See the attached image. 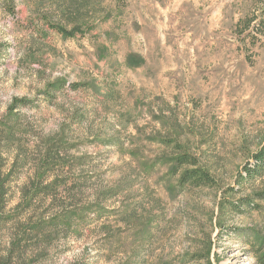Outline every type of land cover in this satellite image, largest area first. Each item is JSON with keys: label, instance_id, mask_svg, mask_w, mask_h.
I'll list each match as a JSON object with an SVG mask.
<instances>
[{"label": "rangeland", "instance_id": "obj_1", "mask_svg": "<svg viewBox=\"0 0 264 264\" xmlns=\"http://www.w3.org/2000/svg\"><path fill=\"white\" fill-rule=\"evenodd\" d=\"M220 1L166 3L176 21ZM132 3L0 0V258L13 237L25 264H260L264 36L237 28L264 1L224 0L245 59L167 89L127 79ZM181 154L213 183L183 182Z\"/></svg>", "mask_w": 264, "mask_h": 264}, {"label": "crops", "instance_id": "obj_2", "mask_svg": "<svg viewBox=\"0 0 264 264\" xmlns=\"http://www.w3.org/2000/svg\"><path fill=\"white\" fill-rule=\"evenodd\" d=\"M166 1L170 0H133L132 16L139 27L131 40H122L124 59L133 54L141 63L133 66L137 71L127 74L130 85L167 89V84L178 78L190 83L203 79L206 71L214 73L221 63L231 69L239 56L245 59V50L228 23L230 15L224 12V0L207 14H175L176 21ZM184 20V25L189 23L185 29L180 23Z\"/></svg>", "mask_w": 264, "mask_h": 264}, {"label": "trees", "instance_id": "obj_3", "mask_svg": "<svg viewBox=\"0 0 264 264\" xmlns=\"http://www.w3.org/2000/svg\"><path fill=\"white\" fill-rule=\"evenodd\" d=\"M262 1H264V0H262ZM255 17L257 18V16H255ZM255 17L251 18V19L247 20V22H245V24H244L245 28L241 26V23L238 26L239 28H237V33L239 34L240 40L245 45L247 44V42H246L247 38L250 39L251 45H255L257 43V41L262 39V37L264 36V18H262L258 21V20H256ZM254 21H255V24L252 25V23ZM246 31H247V34L245 36H242ZM255 33H257V34H255ZM247 57L250 58V56H247ZM140 63H141V61L139 59H137V55H133V56L128 58V65L129 66L140 65ZM75 88H77L76 85H74V89ZM24 151L25 150L20 151V154L18 155V158H16L14 164L19 162V160H20L19 157H21V156L24 157L23 164L24 165L28 164L27 153ZM53 155L54 154L51 153V150H48V153L40 158V160H39L40 163L34 165L36 167V169H41L43 167H46L47 164L48 165L52 164L51 160L54 158V157H52ZM26 157H27V160H26ZM255 157H256V162L259 165L260 164L262 165V167L259 168V170L263 169L264 168V149L259 154H257ZM1 160H2V156L0 153V161ZM0 164L2 165V161ZM1 165H0V176H2ZM176 165L179 168H182V169L184 168V173L182 175L183 182H189L192 185H194L195 187H200L202 185H211L213 183L212 176H210V174L207 171H205L204 169L199 168L198 162L194 158L192 159L191 157H189L186 154H181L180 156H178L177 161H176ZM13 167L14 166H12V168ZM248 171H249L250 176H252L253 174H255V172H257V170H252V169H249ZM56 183L57 182H55V184ZM4 185H5L4 180H0V203L1 202L3 203L5 201V199H4L5 191L3 190ZM32 232L38 236V235H40V232H42V231L32 230ZM257 240H258L257 253L259 255L258 262L260 264H264V238H260V239L257 238ZM10 242H11V246H10V248H8V250L5 253V255L3 256V258H0V264H25L24 259H23V255H24V252L26 251V248L24 246H22V244H21L22 239L16 240L15 238L12 237ZM15 252H17V255H14Z\"/></svg>", "mask_w": 264, "mask_h": 264}]
</instances>
